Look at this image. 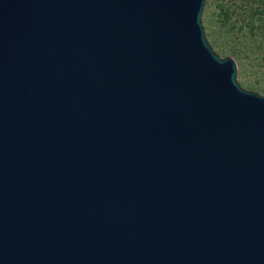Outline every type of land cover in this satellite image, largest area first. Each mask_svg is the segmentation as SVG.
<instances>
[{
	"label": "water",
	"instance_id": "water-1",
	"mask_svg": "<svg viewBox=\"0 0 264 264\" xmlns=\"http://www.w3.org/2000/svg\"><path fill=\"white\" fill-rule=\"evenodd\" d=\"M204 0H0V264H264V96Z\"/></svg>",
	"mask_w": 264,
	"mask_h": 264
},
{
	"label": "rangeland",
	"instance_id": "rangeland-1",
	"mask_svg": "<svg viewBox=\"0 0 264 264\" xmlns=\"http://www.w3.org/2000/svg\"><path fill=\"white\" fill-rule=\"evenodd\" d=\"M205 40L219 58H231L236 83L264 96V0H204Z\"/></svg>",
	"mask_w": 264,
	"mask_h": 264
}]
</instances>
